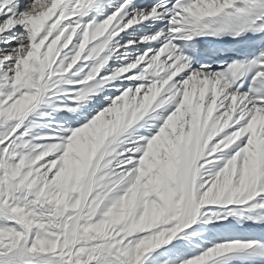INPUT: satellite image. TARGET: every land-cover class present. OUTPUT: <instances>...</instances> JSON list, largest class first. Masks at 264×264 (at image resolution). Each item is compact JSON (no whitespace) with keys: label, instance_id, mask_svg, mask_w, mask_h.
Wrapping results in <instances>:
<instances>
[{"label":"snow or ice","instance_id":"snow-or-ice-1","mask_svg":"<svg viewBox=\"0 0 264 264\" xmlns=\"http://www.w3.org/2000/svg\"><path fill=\"white\" fill-rule=\"evenodd\" d=\"M0 264H264V0H0Z\"/></svg>","mask_w":264,"mask_h":264}]
</instances>
